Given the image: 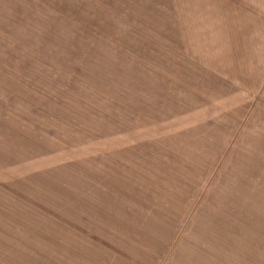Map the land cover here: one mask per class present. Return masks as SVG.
Instances as JSON below:
<instances>
[{
  "label": "rangeland",
  "instance_id": "obj_1",
  "mask_svg": "<svg viewBox=\"0 0 264 264\" xmlns=\"http://www.w3.org/2000/svg\"><path fill=\"white\" fill-rule=\"evenodd\" d=\"M0 264H264V0H0Z\"/></svg>",
  "mask_w": 264,
  "mask_h": 264
}]
</instances>
